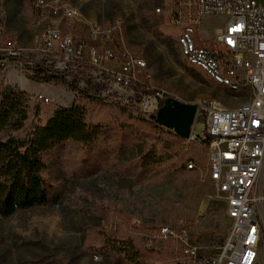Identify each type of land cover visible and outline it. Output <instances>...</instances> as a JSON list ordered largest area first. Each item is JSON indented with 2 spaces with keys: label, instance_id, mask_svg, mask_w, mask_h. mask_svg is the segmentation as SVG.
Instances as JSON below:
<instances>
[{
  "label": "rangeland",
  "instance_id": "rangeland-1",
  "mask_svg": "<svg viewBox=\"0 0 264 264\" xmlns=\"http://www.w3.org/2000/svg\"><path fill=\"white\" fill-rule=\"evenodd\" d=\"M67 1L79 9L81 21L55 25L76 44L84 42L85 60L63 70L57 55H45L35 43L42 32L36 26L43 22L36 0H0V102L9 91L26 92L33 112L41 101L38 92L49 99L41 101V115L32 113L15 136L44 126L55 109L75 101L102 134L92 147L67 142L45 156L49 202L0 216V264H206L221 251L231 227L227 204L210 179L206 144L158 124L151 116L161 102L147 114L140 99L149 91L186 104L207 99L238 107L248 101L247 94L216 85L181 56L174 0ZM94 22L103 29L121 25L112 31L113 43H105L102 34L89 38L88 24ZM225 22L221 15L201 17L198 39L213 46L215 30ZM92 48L102 55L111 48L117 59L93 66L88 62ZM126 53L147 66L136 81L118 86L103 70L119 71ZM42 70L62 73L65 82L43 83L48 75ZM192 130L200 139L207 137L202 117ZM5 138L0 133V140ZM148 152H155L158 162L144 167ZM179 222L198 248L196 258L180 243L158 239L161 226ZM132 242L154 253L142 260L119 253ZM258 264H264V244Z\"/></svg>",
  "mask_w": 264,
  "mask_h": 264
},
{
  "label": "built area",
  "instance_id": "built-area-1",
  "mask_svg": "<svg viewBox=\"0 0 264 264\" xmlns=\"http://www.w3.org/2000/svg\"><path fill=\"white\" fill-rule=\"evenodd\" d=\"M174 3L173 24L185 43V50H179L181 56H188L190 66L205 69L210 81L231 93L235 87L253 91V104L241 108L228 107L218 100L204 99L197 104V118L204 119L210 139L206 145L210 179L223 196L231 219L221 251L205 263L258 264L264 244V0H174ZM35 7L43 18L36 26L42 32L35 36L40 50L47 56L57 55L63 70L79 66L85 60L84 42L76 44L71 34H62L55 25L56 21H81L79 9L67 0H36ZM208 15L226 18L224 26L215 30L213 46L201 43L197 37L198 20ZM88 25L89 38L97 39L102 34L101 39L110 44L112 31L121 27L117 24L103 29L97 22ZM88 55L93 66L117 59L111 48L103 55L92 48ZM123 57L119 60V71L103 70L118 86L136 81L147 66L144 59L135 55L126 53ZM36 99L49 102L42 95ZM158 100H164L159 92L154 97L142 96V110L151 114ZM196 139L192 131L189 140ZM158 239L180 243L187 248L186 252L197 257L198 248L183 222L161 226Z\"/></svg>",
  "mask_w": 264,
  "mask_h": 264
},
{
  "label": "trees",
  "instance_id": "trees-1",
  "mask_svg": "<svg viewBox=\"0 0 264 264\" xmlns=\"http://www.w3.org/2000/svg\"><path fill=\"white\" fill-rule=\"evenodd\" d=\"M41 16L39 11V18ZM42 73L48 75L43 83L65 82L60 72L42 70ZM25 93L9 91L3 94L0 102V133L6 136L0 140V216L4 218L49 202V186L44 178L47 168L45 156L49 152L67 142L92 147L102 134L100 126L87 122L86 109L75 101L70 107L55 109L44 126L33 125L24 136H15L14 133L25 129L32 113L35 118L42 113V100L35 102L32 112V97ZM148 96L154 97L155 92L143 93L144 98ZM159 102L163 104V100H158L155 105ZM196 140L206 145L210 141L208 137L200 139L198 136ZM154 159L156 162L153 163ZM142 160L144 167L158 162L155 152H148ZM118 251L127 253L134 260L149 258L154 253L137 247L133 242Z\"/></svg>",
  "mask_w": 264,
  "mask_h": 264
},
{
  "label": "water",
  "instance_id": "water-1",
  "mask_svg": "<svg viewBox=\"0 0 264 264\" xmlns=\"http://www.w3.org/2000/svg\"><path fill=\"white\" fill-rule=\"evenodd\" d=\"M197 117V105L182 103L175 98H166L151 116L158 124L172 130L177 136L188 140Z\"/></svg>",
  "mask_w": 264,
  "mask_h": 264
},
{
  "label": "bare ground",
  "instance_id": "bare-ground-1",
  "mask_svg": "<svg viewBox=\"0 0 264 264\" xmlns=\"http://www.w3.org/2000/svg\"><path fill=\"white\" fill-rule=\"evenodd\" d=\"M177 45L179 47L180 50H185V43H184V37L182 36H178L177 38ZM185 58V60L187 61V63L190 65V58L188 56H183ZM200 70L204 75H205V69H198ZM246 93L248 96V101L238 107H234V108H241L244 107L245 104H253V91L249 90L248 87H235L234 88V94L237 93ZM191 168V167H190Z\"/></svg>",
  "mask_w": 264,
  "mask_h": 264
},
{
  "label": "crops",
  "instance_id": "crops-1",
  "mask_svg": "<svg viewBox=\"0 0 264 264\" xmlns=\"http://www.w3.org/2000/svg\"><path fill=\"white\" fill-rule=\"evenodd\" d=\"M36 94V93H35ZM38 95H42L43 97L45 96V95H43V93H41V92H38L37 93Z\"/></svg>",
  "mask_w": 264,
  "mask_h": 264
},
{
  "label": "snow or ice",
  "instance_id": "snow-or-ice-1",
  "mask_svg": "<svg viewBox=\"0 0 264 264\" xmlns=\"http://www.w3.org/2000/svg\"><path fill=\"white\" fill-rule=\"evenodd\" d=\"M231 42V41H230Z\"/></svg>",
  "mask_w": 264,
  "mask_h": 264
}]
</instances>
